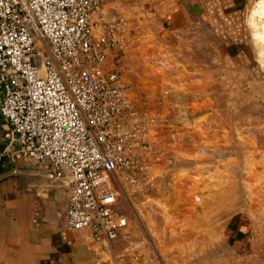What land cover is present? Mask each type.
I'll return each mask as SVG.
<instances>
[{"label":"rangeland","instance_id":"rangeland-1","mask_svg":"<svg viewBox=\"0 0 264 264\" xmlns=\"http://www.w3.org/2000/svg\"><path fill=\"white\" fill-rule=\"evenodd\" d=\"M246 22L251 57L234 69L219 67L214 56L186 55L176 36L162 32L131 40L111 59L122 88L152 121L144 159L150 178L118 208L133 248L143 241L153 262L264 264V0H250ZM17 170L45 175L32 161ZM67 189L53 193L61 209ZM192 210L210 212L216 239L208 254L201 248L205 219L186 218ZM234 213L249 220L247 254L221 233Z\"/></svg>","mask_w":264,"mask_h":264},{"label":"built area","instance_id":"built-area-1","mask_svg":"<svg viewBox=\"0 0 264 264\" xmlns=\"http://www.w3.org/2000/svg\"><path fill=\"white\" fill-rule=\"evenodd\" d=\"M102 4L0 0V160L13 169L32 161L65 179L66 228L89 229L110 250L128 224L119 200L150 178L152 121L109 65L129 30L116 18L100 22L97 34L92 17Z\"/></svg>","mask_w":264,"mask_h":264},{"label":"crops","instance_id":"crops-1","mask_svg":"<svg viewBox=\"0 0 264 264\" xmlns=\"http://www.w3.org/2000/svg\"><path fill=\"white\" fill-rule=\"evenodd\" d=\"M250 0H103L99 13L93 15L95 32L100 34L99 23L116 18L126 21L129 42L135 38L150 40L156 32L177 37L186 55L216 57L218 66L235 68L245 57H251L246 14ZM127 50V49H126ZM112 57L109 56V65ZM201 59V62L204 59ZM1 119H0V149ZM14 166L0 160V264H167L170 259L158 262L143 252L144 242H137L136 251L129 236L130 229H122L106 250L93 240L89 229L71 231L66 228V206L61 209L53 193L48 198L36 199L32 194L18 190L11 179L6 178ZM254 187V184L251 185ZM256 186V185H255ZM67 189V187H64ZM68 193V189H67ZM68 197V194H67ZM68 199V198H67ZM256 201H260L256 193ZM257 202V206H259ZM195 211V213H194ZM188 212L186 218L201 217L205 223L200 228L202 249L211 248L209 210ZM251 215H253L251 213ZM248 217L234 213L221 233L228 234L231 246L237 254H247ZM187 228V223H184ZM191 228V227H190ZM220 228V226H219ZM220 230V229H219ZM218 230L217 233H220ZM251 248V247H250ZM244 250V251H241ZM169 264V263H168ZM186 264V263H184Z\"/></svg>","mask_w":264,"mask_h":264},{"label":"water","instance_id":"water-1","mask_svg":"<svg viewBox=\"0 0 264 264\" xmlns=\"http://www.w3.org/2000/svg\"><path fill=\"white\" fill-rule=\"evenodd\" d=\"M6 178L11 179L18 190L32 194L36 199H46L50 190L66 187L67 185L66 180L63 178L21 173L19 171H11L5 176Z\"/></svg>","mask_w":264,"mask_h":264},{"label":"bare ground","instance_id":"bare-ground-1","mask_svg":"<svg viewBox=\"0 0 264 264\" xmlns=\"http://www.w3.org/2000/svg\"><path fill=\"white\" fill-rule=\"evenodd\" d=\"M261 1V0H260ZM259 2V1H258Z\"/></svg>","mask_w":264,"mask_h":264}]
</instances>
